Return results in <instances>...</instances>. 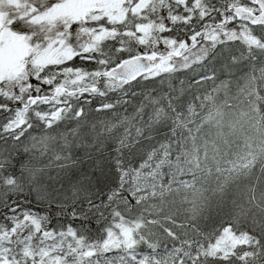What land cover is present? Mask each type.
Masks as SVG:
<instances>
[{
    "label": "snow or ice",
    "instance_id": "obj_1",
    "mask_svg": "<svg viewBox=\"0 0 264 264\" xmlns=\"http://www.w3.org/2000/svg\"><path fill=\"white\" fill-rule=\"evenodd\" d=\"M0 264H264V0H0Z\"/></svg>",
    "mask_w": 264,
    "mask_h": 264
}]
</instances>
